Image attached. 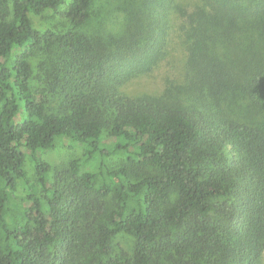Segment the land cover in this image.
I'll return each mask as SVG.
<instances>
[{
	"label": "trees",
	"instance_id": "1",
	"mask_svg": "<svg viewBox=\"0 0 264 264\" xmlns=\"http://www.w3.org/2000/svg\"><path fill=\"white\" fill-rule=\"evenodd\" d=\"M200 1L175 7L182 80L129 95L121 85L130 66L147 68L164 51L150 0L118 6L134 49L121 67L108 42L77 29L93 0L71 1L63 31L30 18L62 0H0V264H259L264 121L240 120L231 106L242 93L264 110V0ZM39 48L66 57L33 87ZM61 143L84 147L75 173L97 161L66 189L48 180L41 156ZM18 183L27 194L10 209ZM119 235L129 249L114 243Z\"/></svg>",
	"mask_w": 264,
	"mask_h": 264
},
{
	"label": "rangeland",
	"instance_id": "2",
	"mask_svg": "<svg viewBox=\"0 0 264 264\" xmlns=\"http://www.w3.org/2000/svg\"><path fill=\"white\" fill-rule=\"evenodd\" d=\"M71 1L62 0L57 11L46 9L38 15L31 14L30 18L33 26L39 30L52 29L55 31H63L70 28L71 25L63 13L67 10ZM123 1L93 0L90 18H88L84 25L77 28L89 34L100 43L101 41L108 42L109 47L107 50L110 51L112 49L113 51L112 64L119 67L126 65L127 56L132 58L134 50L123 43V37L121 36L125 27L122 22L123 12L118 6ZM200 2V0H173L172 4L169 5L168 0H150V3L148 2V7L153 10V16L159 19L163 18L160 21V25H164L158 28L160 31L158 35H160L159 39H163V36L165 37V43L163 44L164 51L157 58L159 60L150 63L147 68L137 67L131 63L130 68L132 72L122 81L121 89L123 92L129 95L157 94L166 86H169V84L174 83V81L182 80L184 61L186 58V43L184 42L183 29L181 28L182 21L175 7L180 6L189 11L194 5L200 4ZM105 11L107 15H103ZM120 38L121 41L117 42ZM121 54L122 58H119ZM65 57V52L59 49H51L48 51L42 48L37 49L30 58L33 70L31 85L33 87L42 85V80H46V75L48 76L49 74L48 71L53 69L54 66L58 70H62V64L57 65V63L60 61V58ZM66 67L70 69L69 65ZM233 94L235 93L233 92ZM234 98L231 107L232 113L236 118L254 122L264 121V110L262 108L259 109L249 98L242 93H238ZM83 155L84 147L82 145L74 144L70 146L66 143H61L57 147L43 152L41 156L49 164L48 180L59 189H66L71 184L74 186L75 181H77L81 173L95 168L97 163L94 160L91 164L75 173L71 163L76 159L83 162ZM120 157V155H112L109 159L110 162L117 163L121 160ZM24 168L29 177L34 179L35 168L29 155L25 156ZM139 173H142V171H139ZM26 194L27 191L18 183L15 198L10 204V209L21 208L23 203L20 199ZM75 195L77 194L75 193ZM116 242L126 250L131 245L130 238L126 235H119L114 243ZM259 264H264V250L261 254Z\"/></svg>",
	"mask_w": 264,
	"mask_h": 264
}]
</instances>
